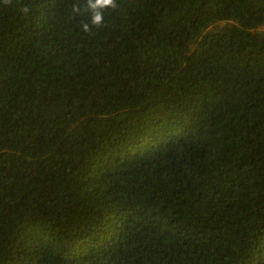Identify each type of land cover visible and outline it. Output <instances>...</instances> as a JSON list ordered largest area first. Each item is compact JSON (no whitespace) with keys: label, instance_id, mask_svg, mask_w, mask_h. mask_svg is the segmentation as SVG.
Instances as JSON below:
<instances>
[{"label":"trees","instance_id":"1","mask_svg":"<svg viewBox=\"0 0 264 264\" xmlns=\"http://www.w3.org/2000/svg\"><path fill=\"white\" fill-rule=\"evenodd\" d=\"M87 3L0 0V264H264V0Z\"/></svg>","mask_w":264,"mask_h":264},{"label":"clouds","instance_id":"2","mask_svg":"<svg viewBox=\"0 0 264 264\" xmlns=\"http://www.w3.org/2000/svg\"><path fill=\"white\" fill-rule=\"evenodd\" d=\"M7 3L8 0H5ZM115 0H88L87 8L91 12V24L95 26H100L103 23V10L108 7H115ZM25 12L28 11L27 8L24 9ZM85 32L90 31L89 24L85 23L83 26Z\"/></svg>","mask_w":264,"mask_h":264}]
</instances>
